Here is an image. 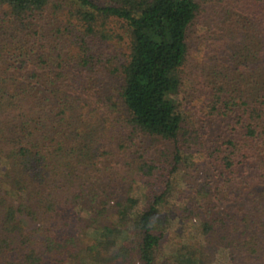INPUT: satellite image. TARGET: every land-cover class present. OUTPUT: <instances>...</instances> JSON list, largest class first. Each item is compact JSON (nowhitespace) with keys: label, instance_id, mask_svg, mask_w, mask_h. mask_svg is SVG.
<instances>
[{"label":"trees","instance_id":"obj_1","mask_svg":"<svg viewBox=\"0 0 264 264\" xmlns=\"http://www.w3.org/2000/svg\"><path fill=\"white\" fill-rule=\"evenodd\" d=\"M0 264H264V0H0Z\"/></svg>","mask_w":264,"mask_h":264},{"label":"rangeland","instance_id":"obj_2","mask_svg":"<svg viewBox=\"0 0 264 264\" xmlns=\"http://www.w3.org/2000/svg\"><path fill=\"white\" fill-rule=\"evenodd\" d=\"M120 33L122 34V29H121ZM110 36L111 37L108 36V37L103 38V44H102L103 48L107 49V47H110L111 49H113V50L115 49L118 52H120L126 48L127 42H126V39L123 38V36L121 38L120 37L118 38L113 34ZM168 98L175 104L176 109L181 114H183V115L189 114L193 118L198 115V106L200 105L199 98H197L195 96L192 99L190 97L183 98V93L181 91V88L176 89L174 92L170 93L168 95ZM156 143L160 144V142H156ZM165 147L167 148L165 153L168 154V144H166ZM155 157H156V160L159 158V156L157 154ZM162 158L163 157L160 156V159H162ZM161 162H162L161 163V166H162L161 169L162 170L166 169L167 168L166 161H161ZM201 168H202V166H201ZM201 168H200V170H202ZM122 173L124 174V171H122ZM156 173H158V167L155 168V174ZM126 175H128V173H126ZM131 175H132L133 179L132 180L127 179L125 186L129 188V191L131 192L132 196H134V198H136V201H137L136 207H142L146 203V200H147L148 196L150 195V193L157 190L159 188V186L157 184H153L151 187V185H146L142 181L138 180L139 179L138 177L134 176L133 174H131ZM176 188L178 189V191L180 190L179 191L180 193H184V191H182V184L181 183L179 185H177ZM121 198H122V196H119V195L113 196L110 203L115 204V202L116 201L118 202ZM177 202L180 203L181 201L177 199ZM184 221L186 222V220H184ZM181 226H182L181 223H175V221H173V223L171 224V228L173 229V232H174V230L177 231L176 229H181ZM135 232H137V231H135ZM127 235H128L127 236L128 240H131L133 243L136 241V239L138 237V233H137V235H135V234H133V235L127 234ZM128 240H126V241L128 242ZM175 245H176V247L178 246L176 243H175ZM165 250H166V244H163L160 251L165 253ZM216 255H217V253H216L215 249L212 248L210 250L211 260H213L214 256L216 257Z\"/></svg>","mask_w":264,"mask_h":264}]
</instances>
